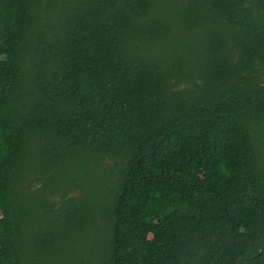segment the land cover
<instances>
[{
	"label": "trees",
	"instance_id": "obj_1",
	"mask_svg": "<svg viewBox=\"0 0 264 264\" xmlns=\"http://www.w3.org/2000/svg\"><path fill=\"white\" fill-rule=\"evenodd\" d=\"M0 264H264V0H0Z\"/></svg>",
	"mask_w": 264,
	"mask_h": 264
},
{
	"label": "rangeland",
	"instance_id": "obj_2",
	"mask_svg": "<svg viewBox=\"0 0 264 264\" xmlns=\"http://www.w3.org/2000/svg\"><path fill=\"white\" fill-rule=\"evenodd\" d=\"M0 215H1V212H0Z\"/></svg>",
	"mask_w": 264,
	"mask_h": 264
},
{
	"label": "water",
	"instance_id": "obj_3",
	"mask_svg": "<svg viewBox=\"0 0 264 264\" xmlns=\"http://www.w3.org/2000/svg\"><path fill=\"white\" fill-rule=\"evenodd\" d=\"M188 264V263H187Z\"/></svg>",
	"mask_w": 264,
	"mask_h": 264
}]
</instances>
